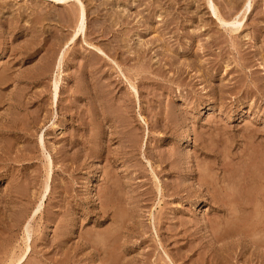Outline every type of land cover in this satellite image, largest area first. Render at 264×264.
<instances>
[{
  "label": "rangeland",
  "instance_id": "obj_1",
  "mask_svg": "<svg viewBox=\"0 0 264 264\" xmlns=\"http://www.w3.org/2000/svg\"><path fill=\"white\" fill-rule=\"evenodd\" d=\"M0 264H264V0H0Z\"/></svg>",
  "mask_w": 264,
  "mask_h": 264
}]
</instances>
